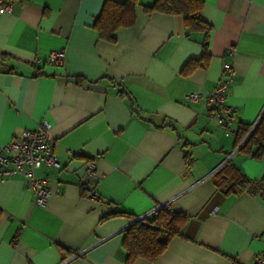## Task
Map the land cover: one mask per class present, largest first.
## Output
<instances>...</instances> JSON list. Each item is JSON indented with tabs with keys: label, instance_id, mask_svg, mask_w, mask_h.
Listing matches in <instances>:
<instances>
[{
	"label": "crops",
	"instance_id": "1",
	"mask_svg": "<svg viewBox=\"0 0 264 264\" xmlns=\"http://www.w3.org/2000/svg\"><path fill=\"white\" fill-rule=\"evenodd\" d=\"M153 1L138 0L134 23L107 41L93 28L105 0H1L12 12L0 14V146L44 122L57 165L35 170L47 181L42 206L20 176L0 182V264H128L132 220L104 216L158 206L185 216L179 234L154 261L129 264H251L264 249V196L214 177L230 161L264 181V152L236 141L264 115V0H202L206 33L145 13ZM59 49L63 64L46 63ZM188 61L197 65L185 73ZM224 63L228 134L205 102Z\"/></svg>",
	"mask_w": 264,
	"mask_h": 264
},
{
	"label": "trees",
	"instance_id": "2",
	"mask_svg": "<svg viewBox=\"0 0 264 264\" xmlns=\"http://www.w3.org/2000/svg\"><path fill=\"white\" fill-rule=\"evenodd\" d=\"M138 0H105L99 16L93 24L99 37L113 41V33L121 28L131 26L135 20V8ZM202 0H154L150 5L143 6L145 13L159 12L163 14H178L182 16L187 31L207 32L209 24L201 18ZM202 57L207 51L203 47ZM197 65L196 61H188L183 72H189ZM250 125L241 126L237 132L236 141L241 145L239 150L252 157L264 152V115L249 132ZM215 181L226 191L247 189L249 192L264 196V181H253L245 177L230 161L226 162L215 174ZM114 215H125L131 220L135 217L119 211L109 212L104 218ZM185 216L180 212H172L164 206L157 208L152 214L133 221L123 230L122 245L126 251V262L129 264L136 258L154 261L166 248L171 238L179 234Z\"/></svg>",
	"mask_w": 264,
	"mask_h": 264
},
{
	"label": "built area",
	"instance_id": "3",
	"mask_svg": "<svg viewBox=\"0 0 264 264\" xmlns=\"http://www.w3.org/2000/svg\"><path fill=\"white\" fill-rule=\"evenodd\" d=\"M12 3H2L0 0V14L11 13ZM65 60L64 50H53L46 57V63L62 65ZM230 65L223 64L224 75L217 86L205 97L206 105L212 108V115L219 119L222 125L228 126L230 113L225 106V99L228 94L231 82ZM197 93H190L188 98L193 101L200 99ZM48 125L38 122L35 129L23 130L10 142L0 146V182L20 176L27 189L34 194V204L42 206L48 198L46 179L35 176V170L43 165H57L52 152V141L47 134ZM226 134L232 130L227 127ZM84 175L95 183L98 176L94 165L88 162L85 166ZM92 197L95 194L89 193ZM161 206H158L159 208ZM156 208V209H157ZM144 216L137 217L142 219ZM251 264H264V249L255 253Z\"/></svg>",
	"mask_w": 264,
	"mask_h": 264
},
{
	"label": "water",
	"instance_id": "4",
	"mask_svg": "<svg viewBox=\"0 0 264 264\" xmlns=\"http://www.w3.org/2000/svg\"><path fill=\"white\" fill-rule=\"evenodd\" d=\"M137 220H139V218H135L134 220H132L130 223H132L133 221H137Z\"/></svg>",
	"mask_w": 264,
	"mask_h": 264
}]
</instances>
